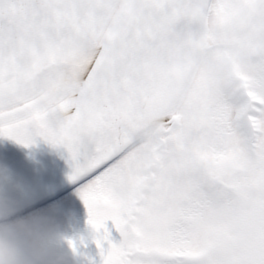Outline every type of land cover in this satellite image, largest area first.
Returning <instances> with one entry per match:
<instances>
[{
    "label": "snow or ice",
    "instance_id": "obj_1",
    "mask_svg": "<svg viewBox=\"0 0 264 264\" xmlns=\"http://www.w3.org/2000/svg\"><path fill=\"white\" fill-rule=\"evenodd\" d=\"M0 138L64 150L100 264H264V0H0Z\"/></svg>",
    "mask_w": 264,
    "mask_h": 264
},
{
    "label": "water",
    "instance_id": "obj_2",
    "mask_svg": "<svg viewBox=\"0 0 264 264\" xmlns=\"http://www.w3.org/2000/svg\"><path fill=\"white\" fill-rule=\"evenodd\" d=\"M33 148L0 169V198L16 201L21 216L82 183L68 182L70 168L63 149H53L45 143Z\"/></svg>",
    "mask_w": 264,
    "mask_h": 264
},
{
    "label": "clouds",
    "instance_id": "obj_3",
    "mask_svg": "<svg viewBox=\"0 0 264 264\" xmlns=\"http://www.w3.org/2000/svg\"><path fill=\"white\" fill-rule=\"evenodd\" d=\"M19 211L16 201L0 198V264H72L58 251L53 222Z\"/></svg>",
    "mask_w": 264,
    "mask_h": 264
},
{
    "label": "rangeland",
    "instance_id": "obj_4",
    "mask_svg": "<svg viewBox=\"0 0 264 264\" xmlns=\"http://www.w3.org/2000/svg\"><path fill=\"white\" fill-rule=\"evenodd\" d=\"M27 150L28 148L21 147L10 140H2L0 142V163L8 161L7 165ZM80 186L30 213L46 216L53 222L58 251L68 256L72 264H100L99 252L93 242L94 235L86 223V209L76 195ZM106 227L109 229L112 241L118 242L119 235L112 229L110 222ZM69 241L75 245V251L69 246Z\"/></svg>",
    "mask_w": 264,
    "mask_h": 264
},
{
    "label": "bare ground",
    "instance_id": "obj_5",
    "mask_svg": "<svg viewBox=\"0 0 264 264\" xmlns=\"http://www.w3.org/2000/svg\"><path fill=\"white\" fill-rule=\"evenodd\" d=\"M43 142H40V141H37L36 143H35V145L34 146H36V148L37 147H39L41 144H42ZM34 146H32V147H30V148H33ZM30 148H28V149H30ZM36 148H33V150L34 149H36ZM32 150V149H31ZM8 161H3L2 163H0V169L2 168V166L4 167V165L6 166V163H7ZM8 165V164H7Z\"/></svg>",
    "mask_w": 264,
    "mask_h": 264
}]
</instances>
